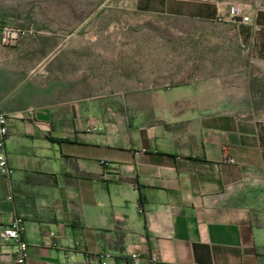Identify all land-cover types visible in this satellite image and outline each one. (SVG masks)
<instances>
[{
    "label": "crops",
    "instance_id": "0c3cea01",
    "mask_svg": "<svg viewBox=\"0 0 264 264\" xmlns=\"http://www.w3.org/2000/svg\"><path fill=\"white\" fill-rule=\"evenodd\" d=\"M259 16L253 73L236 89L189 78L149 92V107L42 86L20 45L0 46L11 119L0 158L12 170L0 174V232L22 219L27 264H98L100 253L106 264H264V95L250 82L264 79ZM15 251L0 241V264H16Z\"/></svg>",
    "mask_w": 264,
    "mask_h": 264
},
{
    "label": "rangeland",
    "instance_id": "374dc122",
    "mask_svg": "<svg viewBox=\"0 0 264 264\" xmlns=\"http://www.w3.org/2000/svg\"><path fill=\"white\" fill-rule=\"evenodd\" d=\"M263 13L264 0H0V27L21 31L14 44L40 85L149 107V92L189 78L223 76L236 89L244 68L253 73ZM250 82L264 95V79Z\"/></svg>",
    "mask_w": 264,
    "mask_h": 264
},
{
    "label": "built area",
    "instance_id": "2783aa9c",
    "mask_svg": "<svg viewBox=\"0 0 264 264\" xmlns=\"http://www.w3.org/2000/svg\"><path fill=\"white\" fill-rule=\"evenodd\" d=\"M232 16L234 18H241L240 23L242 24L249 21V18L247 16H242L239 10L233 12ZM20 35L21 31L19 29L8 26L0 27V46H7L15 43ZM30 114H32V111H30ZM10 120V117L0 112V150L5 148ZM0 174L4 176H10L12 174V170L8 166V162L5 157L0 158ZM23 232V221L18 217L13 218L12 221L7 226L3 227L0 232L1 242L5 244H14L16 246V264H27L28 260L27 244L22 239ZM107 257L108 256L104 253H100L96 256L98 264H106ZM131 258L137 259V255L132 254ZM151 260L153 263H156L157 261L155 256H152Z\"/></svg>",
    "mask_w": 264,
    "mask_h": 264
}]
</instances>
